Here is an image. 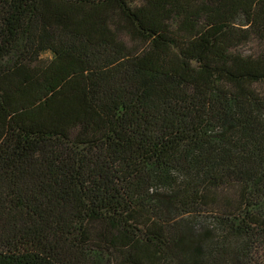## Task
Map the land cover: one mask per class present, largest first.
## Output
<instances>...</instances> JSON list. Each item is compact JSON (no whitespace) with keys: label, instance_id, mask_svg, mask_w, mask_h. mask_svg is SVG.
<instances>
[{"label":"trees","instance_id":"trees-1","mask_svg":"<svg viewBox=\"0 0 264 264\" xmlns=\"http://www.w3.org/2000/svg\"><path fill=\"white\" fill-rule=\"evenodd\" d=\"M254 40L264 0H0V264H264Z\"/></svg>","mask_w":264,"mask_h":264},{"label":"rangeland","instance_id":"rangeland-1","mask_svg":"<svg viewBox=\"0 0 264 264\" xmlns=\"http://www.w3.org/2000/svg\"><path fill=\"white\" fill-rule=\"evenodd\" d=\"M123 40H128L127 37L122 36ZM238 53L244 56H251V57H256L258 55H264V43H260L257 40L251 41L247 44H245L244 46L240 47L238 49ZM255 90L259 96V98L264 100V84H258L255 86ZM263 115H264V111H263ZM217 195V206H215L214 209H206L204 211H201L198 214H195V216H205V217H209L210 215L215 214L220 208L222 209L224 207V205L228 204L230 201H234L236 198V194L235 191L233 189H229V188H223L222 190H219L216 192ZM194 216V217H195ZM186 217H181L178 218L180 221L182 219H185ZM210 223V222H209ZM209 223L207 222L206 224V228L209 230ZM195 232H200V230L195 229ZM210 236H212L213 234H209ZM254 260H258L259 257L258 255H252Z\"/></svg>","mask_w":264,"mask_h":264}]
</instances>
